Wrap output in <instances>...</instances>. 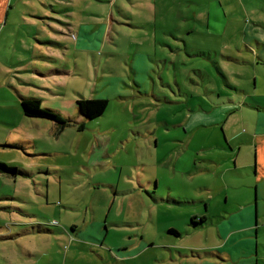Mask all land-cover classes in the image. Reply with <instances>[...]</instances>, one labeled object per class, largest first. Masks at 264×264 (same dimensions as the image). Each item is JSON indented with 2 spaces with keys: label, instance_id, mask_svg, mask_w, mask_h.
I'll return each instance as SVG.
<instances>
[{
  "label": "rangeland",
  "instance_id": "1",
  "mask_svg": "<svg viewBox=\"0 0 264 264\" xmlns=\"http://www.w3.org/2000/svg\"><path fill=\"white\" fill-rule=\"evenodd\" d=\"M21 4L0 28V163L17 171L0 172V264H230L206 253L255 199L264 0ZM79 99L108 105L87 120Z\"/></svg>",
  "mask_w": 264,
  "mask_h": 264
},
{
  "label": "crops",
  "instance_id": "2",
  "mask_svg": "<svg viewBox=\"0 0 264 264\" xmlns=\"http://www.w3.org/2000/svg\"><path fill=\"white\" fill-rule=\"evenodd\" d=\"M24 0H0V28L20 26L22 2ZM219 19L218 16H215ZM210 21L208 16L207 24ZM83 25L80 26L81 40L77 47H83L85 40L83 35L87 33ZM79 37V36H78ZM83 38V39H82ZM23 98V97H21ZM256 128L250 137V143L255 150L253 176L255 199L244 203L238 214L231 213L227 218H223L216 226L218 245L213 248L212 253H206L211 258L218 259L220 262L230 264H264V241L263 251L260 252L256 243V234L259 230L264 231V119L257 122ZM194 218V217H193ZM198 224L191 225L201 227L206 218H200ZM203 219V220H202ZM227 219L229 225L224 220ZM227 226V233H221V227ZM242 224V225H240ZM221 226V227H220ZM216 253V254H214Z\"/></svg>",
  "mask_w": 264,
  "mask_h": 264
},
{
  "label": "trees",
  "instance_id": "3",
  "mask_svg": "<svg viewBox=\"0 0 264 264\" xmlns=\"http://www.w3.org/2000/svg\"><path fill=\"white\" fill-rule=\"evenodd\" d=\"M107 105L108 101L104 99H79L76 102L78 113L87 120H93L100 117L106 110ZM20 106L25 117L44 119L52 122L56 127L57 133L63 131L64 128L68 127L70 124L68 119H64L50 110L41 108L40 101L37 98H20ZM79 129H82V127ZM0 172L5 174L17 173L16 169L3 163H0ZM192 224H198V222L194 221V218H192Z\"/></svg>",
  "mask_w": 264,
  "mask_h": 264
},
{
  "label": "flooded vegetation",
  "instance_id": "4",
  "mask_svg": "<svg viewBox=\"0 0 264 264\" xmlns=\"http://www.w3.org/2000/svg\"><path fill=\"white\" fill-rule=\"evenodd\" d=\"M200 220H201V219H198V221H200ZM202 220H203V219H202ZM194 221H196V218H194ZM198 221H197V222H198Z\"/></svg>",
  "mask_w": 264,
  "mask_h": 264
}]
</instances>
